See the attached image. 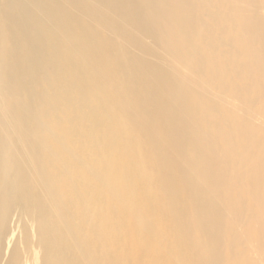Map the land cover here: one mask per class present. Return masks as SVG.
I'll return each instance as SVG.
<instances>
[{
    "label": "bare ground",
    "instance_id": "1",
    "mask_svg": "<svg viewBox=\"0 0 264 264\" xmlns=\"http://www.w3.org/2000/svg\"><path fill=\"white\" fill-rule=\"evenodd\" d=\"M0 264H264V0H0Z\"/></svg>",
    "mask_w": 264,
    "mask_h": 264
},
{
    "label": "rangeland",
    "instance_id": "2",
    "mask_svg": "<svg viewBox=\"0 0 264 264\" xmlns=\"http://www.w3.org/2000/svg\"><path fill=\"white\" fill-rule=\"evenodd\" d=\"M32 226H33V229L35 231V236H36L35 239H36V243H37V246H38V244H39V242L41 240V235H42V233L40 231V222H39V220L35 221V223L32 224Z\"/></svg>",
    "mask_w": 264,
    "mask_h": 264
}]
</instances>
